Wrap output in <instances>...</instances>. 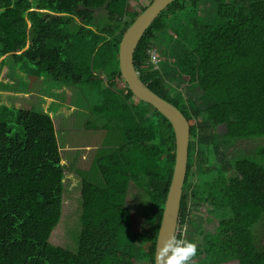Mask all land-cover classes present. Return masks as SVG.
Masks as SVG:
<instances>
[{
	"label": "trees",
	"instance_id": "1",
	"mask_svg": "<svg viewBox=\"0 0 264 264\" xmlns=\"http://www.w3.org/2000/svg\"><path fill=\"white\" fill-rule=\"evenodd\" d=\"M128 1L0 0V70L9 69L12 59L24 62L21 73L66 87L100 76L123 82L118 46L147 7L131 14ZM95 10L105 17L96 19ZM157 48L154 69L148 52ZM133 65L141 82L189 122L176 236L184 226L194 228L200 242L195 264L215 256L264 264V147L255 152L263 164L233 154L238 141L264 138V0H175L142 36ZM8 85L0 83V91ZM115 93L104 90L97 110L112 111L122 127L116 145L97 160L103 185L82 182L73 255L49 243L66 190L52 119L0 104V264H154L175 161L174 132L126 85L120 99ZM221 94L226 101L217 100ZM153 127L157 135L147 139L143 156L138 144ZM211 154L215 165L209 164ZM130 183L149 200L138 229L126 208ZM200 208L217 216L211 233L197 218Z\"/></svg>",
	"mask_w": 264,
	"mask_h": 264
},
{
	"label": "rangeland",
	"instance_id": "2",
	"mask_svg": "<svg viewBox=\"0 0 264 264\" xmlns=\"http://www.w3.org/2000/svg\"><path fill=\"white\" fill-rule=\"evenodd\" d=\"M152 1L129 0L127 11L131 14L140 13L141 8L148 6ZM94 16L96 19L105 17V12L95 10ZM160 50L157 48L156 52ZM165 59L166 62L173 61L172 58L165 57ZM22 65L24 62H14L11 59L8 65L10 70L7 65L1 68L0 83H9V85L6 90L0 91V104L11 108L47 113L52 119L62 165H64L66 190L61 220L53 230L49 243L73 255L76 252L80 229L82 182L89 181L95 185H103V180L96 169L97 160L109 147L112 148L116 145L122 127V123L113 118L112 111L99 112L97 107L104 98V90L116 91L115 95L120 99L121 95L119 94L124 93L125 84L117 79L107 81L103 76H100L90 84L66 87L50 78L35 79L21 73ZM217 100L224 102L226 98L224 94H221ZM130 102L138 104L135 99ZM219 132H222V128H219ZM156 135L157 130L153 127L150 129V133L145 134L142 141L139 142L138 149L143 153V156L149 149L147 139ZM261 147H264V138L241 140L236 143L233 154L241 153L250 156L258 164H263L255 155L256 150ZM209 164H216L212 154L209 156ZM190 182L195 183L196 179L193 178ZM148 207L149 200L145 194L133 183H130L126 208L131 212L136 229L143 222L141 212ZM196 215L197 218L205 219L204 229L207 232L214 231L217 216H207L204 213V208H200ZM194 231V228L189 226H184L182 232L180 231L182 238L197 245V255L191 264H195L199 260L200 242ZM209 264H238V261L233 256H215L209 259Z\"/></svg>",
	"mask_w": 264,
	"mask_h": 264
},
{
	"label": "water",
	"instance_id": "3",
	"mask_svg": "<svg viewBox=\"0 0 264 264\" xmlns=\"http://www.w3.org/2000/svg\"><path fill=\"white\" fill-rule=\"evenodd\" d=\"M174 1L153 0L124 33L117 52L119 74L128 90L135 99L150 105L160 113L170 123L174 132L175 161L156 239L154 264H157V251L162 239L178 233L180 200L186 177L190 140L189 122L177 108L154 94L141 82L134 69L133 56L146 30Z\"/></svg>",
	"mask_w": 264,
	"mask_h": 264
},
{
	"label": "clouds",
	"instance_id": "4",
	"mask_svg": "<svg viewBox=\"0 0 264 264\" xmlns=\"http://www.w3.org/2000/svg\"><path fill=\"white\" fill-rule=\"evenodd\" d=\"M197 245L175 234L163 238L157 251V264H191Z\"/></svg>",
	"mask_w": 264,
	"mask_h": 264
},
{
	"label": "built area",
	"instance_id": "5",
	"mask_svg": "<svg viewBox=\"0 0 264 264\" xmlns=\"http://www.w3.org/2000/svg\"><path fill=\"white\" fill-rule=\"evenodd\" d=\"M148 55H149V60H148L149 63L152 65L154 69H158L160 64V57L158 55V52H156L155 49H152L148 52Z\"/></svg>",
	"mask_w": 264,
	"mask_h": 264
},
{
	"label": "flooded vegetation",
	"instance_id": "6",
	"mask_svg": "<svg viewBox=\"0 0 264 264\" xmlns=\"http://www.w3.org/2000/svg\"><path fill=\"white\" fill-rule=\"evenodd\" d=\"M183 228H184V227H183ZM183 228L181 229V232H182Z\"/></svg>",
	"mask_w": 264,
	"mask_h": 264
},
{
	"label": "crops",
	"instance_id": "7",
	"mask_svg": "<svg viewBox=\"0 0 264 264\" xmlns=\"http://www.w3.org/2000/svg\"><path fill=\"white\" fill-rule=\"evenodd\" d=\"M70 109H72V108H70ZM70 150V149H69ZM62 158V157H61Z\"/></svg>",
	"mask_w": 264,
	"mask_h": 264
}]
</instances>
